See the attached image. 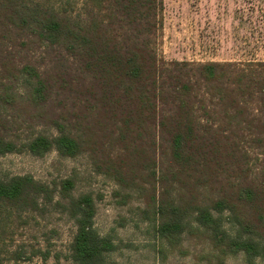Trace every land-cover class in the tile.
Masks as SVG:
<instances>
[{
    "label": "trees",
    "instance_id": "16d2710c",
    "mask_svg": "<svg viewBox=\"0 0 264 264\" xmlns=\"http://www.w3.org/2000/svg\"><path fill=\"white\" fill-rule=\"evenodd\" d=\"M163 8L164 0H0V40L16 33L59 48L73 67L71 77L23 67L32 104L43 107L56 92L73 109L53 120L56 135L24 142L11 138L0 115V156L55 150L74 158L91 143L98 170L144 198L142 213L154 224L163 259L182 248L185 233L199 232L215 264L241 253L257 264L264 260V163L251 180L242 160L251 149L264 160V61L160 59ZM17 102L0 93V106ZM86 129L93 136L85 137ZM75 185L72 177L53 184L32 175L0 179V242L14 214L54 207L76 225L71 264H118L107 260L117 245L95 228V197L75 196ZM22 253L13 259H30ZM43 255L46 262L50 254Z\"/></svg>",
    "mask_w": 264,
    "mask_h": 264
},
{
    "label": "rangeland",
    "instance_id": "374dc122",
    "mask_svg": "<svg viewBox=\"0 0 264 264\" xmlns=\"http://www.w3.org/2000/svg\"><path fill=\"white\" fill-rule=\"evenodd\" d=\"M162 18L155 49L166 62L264 61V0H164ZM26 65L36 67L46 76L71 77V68L73 71L72 60L59 48L40 45L16 33L0 40V93L7 92L18 100L2 104L0 115L7 121L11 138L20 142L38 134L56 135L53 120L73 109L70 99L56 92L43 107L32 104L28 99L29 76L22 71ZM88 123L92 124L91 118ZM94 127L101 135L99 128ZM85 134L87 138L93 136L89 129ZM90 144L74 158L61 157L55 150L42 157L29 152L0 156V179L32 175L36 180L53 184L72 177L76 182L75 196L91 193L96 199L95 228L117 245L116 251L107 255L108 261L215 264L214 251L199 232L185 233L182 248L169 252L163 259L154 224L145 220L142 213L144 198L100 172ZM257 152L251 149L242 160L245 177L251 180L259 179L264 163ZM206 193L208 197L211 195ZM225 227L230 234H236L231 223L226 222ZM75 232V222L54 207L20 216L14 214L8 222L6 240L0 242V264H55L57 257L61 264H71L67 256ZM20 250L30 259H13L12 255ZM46 252L50 258L45 262ZM225 264L249 263L241 253L227 258ZM257 264H264V260L257 259Z\"/></svg>",
    "mask_w": 264,
    "mask_h": 264
}]
</instances>
